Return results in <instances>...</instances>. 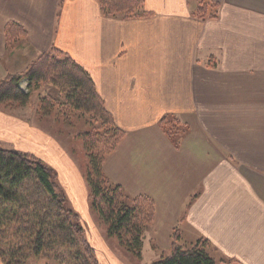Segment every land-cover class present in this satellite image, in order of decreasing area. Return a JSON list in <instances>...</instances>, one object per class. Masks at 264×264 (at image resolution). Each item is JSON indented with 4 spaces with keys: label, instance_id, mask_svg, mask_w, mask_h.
Returning a JSON list of instances; mask_svg holds the SVG:
<instances>
[{
    "label": "crops",
    "instance_id": "crops-1",
    "mask_svg": "<svg viewBox=\"0 0 264 264\" xmlns=\"http://www.w3.org/2000/svg\"><path fill=\"white\" fill-rule=\"evenodd\" d=\"M143 1L146 15L121 18L99 0H0V54L13 22L37 54L60 48L91 74L124 131L104 171L153 199L161 247L177 231L229 264H264V0H209L204 19L198 0ZM166 118L177 121L171 134ZM12 133L94 221L83 172L59 142L0 112V139ZM102 231L88 228L100 264H128Z\"/></svg>",
    "mask_w": 264,
    "mask_h": 264
},
{
    "label": "trees",
    "instance_id": "trees-1",
    "mask_svg": "<svg viewBox=\"0 0 264 264\" xmlns=\"http://www.w3.org/2000/svg\"><path fill=\"white\" fill-rule=\"evenodd\" d=\"M99 1L104 13L111 16L147 14L143 0ZM209 8V0H198L197 16L206 18ZM25 33L17 23L11 22L6 27L10 44ZM56 50L64 56L56 59L48 52L40 54L23 76L10 75L2 81L0 104L19 102L24 105L29 101L30 93L20 87L22 78H27L29 90L35 82L47 81L63 92V106L91 115V121L102 119V125H111H105L103 136L85 145L92 209L107 225L109 237L117 238L128 252L141 257L146 233L155 221V203L147 195H130L106 175L104 163L124 131L107 110L89 72L73 56ZM52 99L60 98L52 96ZM175 122L166 118L162 124L171 134L178 127ZM85 233L80 215L69 204L57 182L56 172L39 156L0 144V259L5 264H38L42 258L46 259L45 264H51L50 261L100 264L96 249ZM212 250L205 238L182 244L181 235L176 231L172 235L171 252L153 264H221L227 261L217 259Z\"/></svg>",
    "mask_w": 264,
    "mask_h": 264
},
{
    "label": "rangeland",
    "instance_id": "rangeland-1",
    "mask_svg": "<svg viewBox=\"0 0 264 264\" xmlns=\"http://www.w3.org/2000/svg\"><path fill=\"white\" fill-rule=\"evenodd\" d=\"M107 14L108 13H106L105 15L111 16ZM120 17L128 18L122 16ZM26 36L20 35L19 36L20 38L18 39L15 38L16 39L15 42L11 44L8 43L7 41V45L9 47L7 48L9 52H7V54H5L4 56L0 54V84L2 81L6 80L7 77H9L10 75L23 76L24 73L28 70V68L32 64V61H34L40 55L36 53V50L34 51L33 49L29 48L26 45L27 42ZM56 48L57 47H54V49L49 50L48 53L54 55L56 59L62 58L64 54L60 53V51L56 50ZM63 52L65 53V51ZM20 87L27 93H30L29 101L24 105H22L19 102L2 103L0 104V112L3 111L8 117H12L15 120L18 121L23 120L28 124L29 128L32 129L35 128L41 131L43 134H47L51 138L56 139L59 142L60 146L69 153V154L67 153L68 157L69 158L71 157L72 160L74 159L73 161L74 162L76 161L77 165H79V168L83 172L84 178L86 179V182L88 184L87 173L89 171V168H88V156L86 154V148H85L86 142L89 141L93 143L97 139V136L99 137L105 134L107 128V126L105 125L108 126L111 125H109V123L102 125L103 124L102 119L91 121V117H90L91 115H87L84 114L82 111L80 112L77 110H73L70 107L63 106L62 105V101H64V96L62 95L63 92L58 87L57 88L54 87V85L50 84L47 81H40L37 84L35 82L31 90H29L27 78H22L20 81ZM52 96L60 99L54 100L52 99ZM19 134L20 133H12L11 135H8L6 141L0 139L1 146L3 145L6 148H14L16 150L28 152L29 150H27L26 148L18 147V145L21 143L26 144L25 142H22L23 140L20 141L22 136ZM11 137H17V138L10 139ZM39 158L41 157L39 156ZM50 167L56 172L57 182L60 188L64 191V193L68 197L69 204L80 215V218L82 220V225L84 226L86 231L84 235L86 236L89 242L90 240L88 237V228L90 226H92V229H96L100 235H102L101 231L104 230L106 236L113 242L112 244L114 245V247L117 249L119 248L118 251L121 259L127 261L128 264H153L155 261L159 260L162 255L166 256L171 252V249L161 247L158 244L160 243V241L155 240L156 238L153 235L152 236L155 239H152V237L150 236L152 228L146 233L141 257L135 256L134 254L128 252L119 243V240L117 238L108 236L107 225L101 220L99 214H97L92 209V198H91L89 184L87 185L89 189L88 191V201L90 204L89 208L91 211V215L94 218V221L93 220L90 221L91 223L84 221L81 214L77 211V209L74 208L71 201L72 199L68 195L67 189L65 188V186L63 187L59 181V176H58L59 174L54 169V167L52 166ZM108 178L111 180L110 177ZM113 183L118 184L116 182ZM122 188L124 189L123 186ZM167 241L168 239H166V241H161V242L162 244H166ZM90 244L92 245L91 242ZM213 255H215L217 259L220 258V256H218L215 252H213ZM50 262L51 264H55L52 261ZM45 263H46V259L44 258H42L38 262V264H45ZM224 264H229L228 260L224 262Z\"/></svg>",
    "mask_w": 264,
    "mask_h": 264
}]
</instances>
